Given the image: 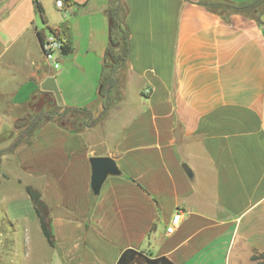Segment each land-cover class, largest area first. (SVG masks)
<instances>
[{
  "label": "crops",
  "instance_id": "1",
  "mask_svg": "<svg viewBox=\"0 0 264 264\" xmlns=\"http://www.w3.org/2000/svg\"><path fill=\"white\" fill-rule=\"evenodd\" d=\"M38 1L45 19L34 0H0V264H117L126 250L174 264H264V12L122 0L130 57L99 118L115 0ZM52 30L69 53H45L39 34ZM42 94L96 121L81 131L48 121L13 148ZM95 157L120 171L98 195Z\"/></svg>",
  "mask_w": 264,
  "mask_h": 264
},
{
  "label": "trees",
  "instance_id": "2",
  "mask_svg": "<svg viewBox=\"0 0 264 264\" xmlns=\"http://www.w3.org/2000/svg\"><path fill=\"white\" fill-rule=\"evenodd\" d=\"M38 12L44 17V9L38 0H34ZM214 11H235L247 12L256 15L255 10L264 4V0L257 1L253 4H235L228 0H205ZM124 9L122 0H115L111 8L107 11L109 19V44L106 50L101 81L99 89V97L102 101L103 112L99 116H104L114 103V94L120 92V84L122 76L127 68L130 57V36L124 18ZM52 33H56L54 30ZM59 35V33H58ZM39 37L42 41L41 34ZM71 50L68 47L62 49L63 53H69ZM34 103V100H33ZM32 105V103H31ZM37 112L32 118L31 122L25 126L16 142L13 145L17 147L30 140L34 132L45 122L53 121L59 126L73 131H81L86 127L91 126L96 120L91 111L86 108L75 107H58L49 94H42L37 103ZM34 107V106H33ZM22 128V127H19ZM28 192L35 205L36 211L41 220V226L47 241L51 246L54 245L53 235L47 226L42 215L43 203L40 201V195L28 188ZM117 264H174L165 257L150 259L145 257L142 253L134 250H126L122 253Z\"/></svg>",
  "mask_w": 264,
  "mask_h": 264
},
{
  "label": "water",
  "instance_id": "3",
  "mask_svg": "<svg viewBox=\"0 0 264 264\" xmlns=\"http://www.w3.org/2000/svg\"><path fill=\"white\" fill-rule=\"evenodd\" d=\"M92 165V189L95 195L100 190L109 176H117L120 171L111 157H95L91 159Z\"/></svg>",
  "mask_w": 264,
  "mask_h": 264
},
{
  "label": "built area",
  "instance_id": "4",
  "mask_svg": "<svg viewBox=\"0 0 264 264\" xmlns=\"http://www.w3.org/2000/svg\"><path fill=\"white\" fill-rule=\"evenodd\" d=\"M67 40L62 35L58 33H51L43 42V49L47 55H50L54 52H62V49L66 47ZM58 66V64H57ZM56 66V67H57ZM181 219V214L177 213L174 216L171 226L168 228L167 232L169 234L174 233L178 227Z\"/></svg>",
  "mask_w": 264,
  "mask_h": 264
},
{
  "label": "rangeland",
  "instance_id": "5",
  "mask_svg": "<svg viewBox=\"0 0 264 264\" xmlns=\"http://www.w3.org/2000/svg\"><path fill=\"white\" fill-rule=\"evenodd\" d=\"M255 12H256V15H258V14H260V13H262V12H264V4L263 5H260L256 10H255ZM44 15H45V11H44ZM37 111H35V113H36ZM35 113H33L32 115H29L28 117H24L23 119H21V121L18 123L19 125V127H25V126H27L30 122H31V120H32V118L34 117V115H35ZM3 264H4V262H3Z\"/></svg>",
  "mask_w": 264,
  "mask_h": 264
}]
</instances>
